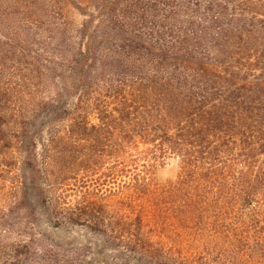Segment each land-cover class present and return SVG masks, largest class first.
<instances>
[{
  "label": "trees",
  "instance_id": "obj_1",
  "mask_svg": "<svg viewBox=\"0 0 264 264\" xmlns=\"http://www.w3.org/2000/svg\"><path fill=\"white\" fill-rule=\"evenodd\" d=\"M23 2L52 23L56 48L21 54L40 66L46 97L0 88V205L20 209L30 232L38 208L54 228L101 231L136 264H264V0ZM115 153L113 225L98 209L105 191L67 200L53 176L62 160L84 170ZM169 157L176 177L160 183Z\"/></svg>",
  "mask_w": 264,
  "mask_h": 264
},
{
  "label": "rangeland",
  "instance_id": "obj_2",
  "mask_svg": "<svg viewBox=\"0 0 264 264\" xmlns=\"http://www.w3.org/2000/svg\"><path fill=\"white\" fill-rule=\"evenodd\" d=\"M52 26V23L42 18L36 10L25 6L23 0H0V88L6 89L13 98H18L20 93L35 98L48 95L49 85L40 72V66L21 54L27 48L31 52L42 47L47 49V46L50 48L47 49L49 52L56 48L47 38V31ZM106 95L107 91L101 87L95 98L102 99ZM88 111L89 118L96 121L95 112ZM57 124L56 129L60 130L63 124L60 123V127ZM42 136L50 139L52 149L59 152L64 148L62 144L52 139V136H47L46 130ZM111 141L109 148L114 149L112 144L114 140ZM38 152L43 156L40 148ZM11 155L16 156L15 153ZM115 155L116 153L111 158L96 157L99 158L98 161L93 158V161H88L84 170L75 162L62 160L54 167L56 176H53L58 179L57 192L67 200L74 197V193L80 189L96 187L101 193L105 191L106 206H98V209H103L100 213L109 218L113 225L118 223V180H114L115 175L112 174ZM108 167H111V171L107 170V173L110 171L109 176L105 172ZM177 170V158L169 157L156 169V180L164 183L174 179ZM40 181L45 185L42 184V188L46 189L45 195L48 198L52 192L47 190L51 187L48 188L49 182L44 173L40 176ZM11 194L13 193H9L8 196L11 197ZM8 202L0 205V215H5L3 217L5 221L3 218L0 219V264H136L133 259L121 255L118 242L108 239L101 231L85 225H61L54 228L45 222L43 210L39 208L33 219L34 228L30 232L24 227L25 214L19 212L20 209L12 210L13 206L12 204L8 206ZM145 230L151 239H156L157 233L153 229ZM172 247L175 251L182 253L186 251L185 246Z\"/></svg>",
  "mask_w": 264,
  "mask_h": 264
}]
</instances>
